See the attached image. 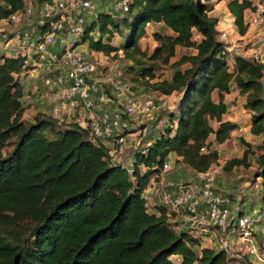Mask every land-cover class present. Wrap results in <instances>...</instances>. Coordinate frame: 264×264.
<instances>
[{"label": "trees", "instance_id": "trees-1", "mask_svg": "<svg viewBox=\"0 0 264 264\" xmlns=\"http://www.w3.org/2000/svg\"><path fill=\"white\" fill-rule=\"evenodd\" d=\"M0 1V21L25 7L24 0ZM52 1L35 0L37 9ZM208 1L131 0L122 18L112 9L100 11L85 26L80 44L131 62L135 82L164 96L179 94L175 112L150 139L148 152H137L131 168L114 161L76 122L42 111L25 119L20 73L27 59L0 55V264H250L246 257L235 261L225 249L202 247L191 231L174 229L164 207L159 215L151 213L145 198L151 178L163 175L172 154L175 164L195 173L218 164L220 154L210 150L209 138L214 134L224 143L237 128L224 119V94L233 87L246 97L250 132L262 141L260 154L248 144L225 169L249 166L255 155V176L264 182V65L234 55L230 68L228 44ZM225 1L245 35V14L255 0ZM159 23L170 33L155 32L157 46L149 54L141 39L149 24ZM118 34L121 44L115 46ZM178 48L195 53L174 61ZM163 67L171 68V79L150 84Z\"/></svg>", "mask_w": 264, "mask_h": 264}, {"label": "built area", "instance_id": "built-area-1", "mask_svg": "<svg viewBox=\"0 0 264 264\" xmlns=\"http://www.w3.org/2000/svg\"><path fill=\"white\" fill-rule=\"evenodd\" d=\"M111 1L116 3L114 13L117 19L122 18L128 12L131 0ZM254 4V8L247 10L245 14V24L248 31L257 32L252 49L257 56L255 60L264 65V0H257ZM34 12L35 7L30 0L25 2L22 11L2 19V22L25 23L28 28L16 32L13 37H3L1 43L12 46V42L16 41L18 52L15 55L20 54L27 59L20 77L29 74L42 81L43 88L50 93L48 102L52 105V114L61 122L78 123L89 131L93 140L110 141L116 151L121 150L132 137L146 134V129L133 132L128 118L137 115L148 120L154 119V101L145 99L136 102L130 96V89L126 79L120 75V65L116 60L111 63L108 71L100 68L102 63L99 59L113 62L115 53L109 56L81 50L80 41L85 26L100 12L99 3L96 5L94 0H53L40 9L38 25L34 27L39 30L35 33ZM226 27L237 30L234 19L227 20ZM223 36L227 35L224 33ZM228 51L237 49L228 45ZM121 55L119 52L118 56ZM105 86L116 94L122 107L117 105L110 110L99 109L112 100ZM122 96L124 102H121ZM82 112L85 114L81 115ZM150 144L151 141L140 151L146 154ZM174 160L171 155L164 165L163 173L170 169ZM212 168L197 173L196 181L175 185L174 189L164 192L161 206L170 214L184 210L188 222L194 221V215H199L206 223L207 231V227H211L222 230L225 235L236 234L239 242L246 246L249 263L264 264V214L259 210L234 213L233 202L214 188ZM168 187L173 188V184L169 183ZM228 244L229 239L225 237L220 240L219 247L214 249L227 250L225 247Z\"/></svg>", "mask_w": 264, "mask_h": 264}, {"label": "rangeland", "instance_id": "rangeland-1", "mask_svg": "<svg viewBox=\"0 0 264 264\" xmlns=\"http://www.w3.org/2000/svg\"><path fill=\"white\" fill-rule=\"evenodd\" d=\"M25 2H29L30 0H24ZM33 1L34 7H35V18L40 15V7L37 9V5L35 0ZM100 0H94L96 5L99 3ZM112 3V10L115 12L116 8V3L111 0H106ZM257 2V1H256ZM1 3V1H0ZM208 4L210 7H213V10L215 9V5L208 1ZM212 12V11H211ZM212 15H217V16H222V9L221 7L218 8L216 12H212ZM34 18V17H33ZM221 20L223 21L224 18L222 17ZM34 26V25H33ZM36 26V25H35ZM34 26V27H35ZM155 26V27H153ZM218 26H222L219 28V32L221 34V37L226 41L228 35L235 37L236 41L234 43L232 42H226L230 46L236 47L237 51H232L230 54V62L229 66L232 69V59L234 55H240L243 56L244 58L247 59H256V53H254L252 46L254 45V40L256 37L257 32L251 30L248 31L245 35H241L240 32H235L233 29L223 27L222 23L221 25L218 24ZM148 27V26H147ZM28 28L25 23H14V22H2L0 21V38L6 37L10 38L16 34V32H21L23 29ZM158 28L156 25H150L148 27L147 34L145 37L142 38L141 46L144 51H147L149 54H152L154 50V45L156 42H154L153 39V34L155 32H158ZM166 31H168L165 28ZM154 31V32H152ZM235 34H234V32ZM37 32L36 28L33 29V33ZM164 33V31H163ZM226 34L227 36L224 37L223 34ZM243 38V39H242ZM113 44L115 46H120L121 44V37L120 35H116ZM12 45L14 46L15 49H18V44L16 41L12 42ZM3 46V44H0V49ZM81 50L89 52V48L87 44H82L81 45ZM255 50V49H254ZM194 50L192 49H187V48H178L177 51V56L174 59L177 60L180 58L182 55H191L194 54ZM100 58V57H99ZM105 59V58H104ZM115 60L118 62L120 65V75L125 78L128 87L130 89V96L133 97V99L136 102H142L145 99H152L155 103L154 107V119L148 120L146 117L142 116H131L128 118V121L130 124H132L133 127V132L140 130V129H146L147 132L144 135L141 136H136L132 137L127 141V143L122 147L121 150H117L115 152L116 158L113 160L117 162H121L126 164L129 168L132 167V164L134 163L135 156L138 151H140L145 144L150 141V139H153V136H157L163 127H165L167 121H168V114L171 112H175L178 101H179V94H173L171 96H164L159 94L157 91L151 89L145 84H139L134 81V74H131L128 71V68L131 66V62L126 61L123 58H114L112 59L113 62H104L99 59V62L102 63V67H100L102 70L105 68V71L111 66V63H115ZM111 61V60H110ZM100 71V70H99ZM108 71V70H107ZM173 71L171 68H161L157 72V79L150 81V84L158 81V80H170L172 77ZM32 77V76H31ZM40 83L42 84V81L40 80ZM263 85H264V80H263ZM33 91V89H32ZM46 100L48 101V97L50 95L49 91L46 90ZM49 94V95H48ZM121 96V95H120ZM121 102H124L123 96L120 97ZM118 102V100H115ZM26 102V101H25ZM227 102L230 107V113L229 115L232 116L230 119L232 122L235 124H238V127L234 129L233 131H236L234 133V136L231 133L230 139H228L224 143H218L216 141L215 136L211 137V140L213 139L214 141L211 142V145L213 146V149L211 148L210 150H217L220 154V161L218 162L217 165L214 167V181H216L217 178L219 179H231L233 182H230L232 184L231 186L228 185V190L227 192H222L220 189L219 192L225 194L232 202L237 204L236 206H233V212L237 213L242 207H245L247 210L250 212H253L257 210V207L260 205H264V182L261 178H257L255 176V173L258 168V161H257V156L252 155L249 160L248 164L249 166H235L233 167L230 171H227L225 169V166L228 164L229 161L233 160L234 158H242L244 151L247 149L248 144H250L256 152V154H260V151L257 149V146L261 143L262 137H257L251 134L250 129L248 131L246 129V125L244 121H249V113L250 111L246 107V97L243 96L239 91L233 87L232 94L227 96ZM26 104V103H25ZM28 110V109H27ZM238 118H241L242 120H238ZM229 121V120H228ZM212 125H215L216 127L218 124L216 122H212ZM247 133V134H246ZM114 157V156H113ZM172 163V162H171ZM183 169V165H177L174 162L171 164L170 169L163 173V178L164 180H161V183L159 184V188L161 189V197L164 192L169 191L168 187V181L171 179V176L175 173H178L180 170ZM179 174V173H178ZM190 173H186L185 178L183 179L182 184H189L193 182L192 180H189ZM196 176H194L192 179H195ZM233 178V179H232ZM214 185V183H213ZM254 201V202H253ZM235 207V208H234ZM239 208V209H238ZM261 213L264 214V208L258 209ZM250 212H245V213H250ZM263 224V222L261 223ZM209 233H207L209 239L212 240V242L208 243L207 245L210 246H218L219 242L223 238H228L229 239V244L225 247L231 256H235L234 260H241L243 257H246V260L249 262L247 258V253H246V246L243 243L239 242L238 236L236 234H230L224 232L222 230L214 229L211 227H207ZM202 240V239H201Z\"/></svg>", "mask_w": 264, "mask_h": 264}, {"label": "crops", "instance_id": "crops-1", "mask_svg": "<svg viewBox=\"0 0 264 264\" xmlns=\"http://www.w3.org/2000/svg\"><path fill=\"white\" fill-rule=\"evenodd\" d=\"M209 1L215 5L214 6L215 9L212 10V12H216L218 10V8L221 7L222 16H217V15H214V16L219 18V24L221 25V23H222L223 27H225L224 29H226L227 28L226 27V21L233 19L232 15L230 14V12L227 8V1H225V0H222V1H220V0H209ZM111 8H112L111 2L106 1V0H100L99 1V11H108V10H111ZM222 17L224 18L223 21L221 20ZM150 25H156V27L159 29L158 31H161V32L164 31V33H170V31L165 30V26L162 23L161 24L160 23L159 24H149L148 27ZM148 27H147V31H148ZM153 27H155V26H153ZM220 27H222V26H217V30H219ZM33 29H35V28L33 27ZM237 30H235V32H238ZM152 32H154V31H152ZM235 32H234V34H235ZM146 34H147V32H146ZM3 39L4 38H0V44H2L1 42H3L2 41ZM235 39H236L235 37L228 35L227 40L226 41L224 39L223 40L225 42L234 43L236 41ZM141 42H142V39H141ZM154 42H156V41L154 40ZM156 46H157V43L154 45V47H156ZM17 52H18V49H15L13 45L12 46H5L3 44V46L0 49V55L13 56ZM233 53H235V52H233ZM233 53L230 52V54H233ZM20 82L23 85L24 92H25V96L22 98V101L24 104L26 103V105L28 106L27 107L28 110H26L25 115H24L25 119H31L37 112H40V111L47 112V113L51 112L52 105L46 100V98H45L46 97V91L43 88L40 81L32 78L31 75H29V74H25L20 78ZM32 89H33V91H32ZM232 90H233V88L231 89V91L229 93L224 94V102L228 106V113L224 116V119L229 120L230 122H232L230 120L232 118V116L229 115L231 110H230L229 104L227 102V96L232 94ZM109 96L112 98L111 102L108 105L105 104V105L100 106L99 109H101V110H108L109 109L110 110L119 104V102L115 101L117 99L115 94H109ZM214 100L216 102L219 101V96L217 93L214 94ZM82 114H85V112H82L81 115ZM249 117H250V113H249ZM238 120L240 121L242 119L238 118ZM232 123H234V122H232ZM244 123L247 124L246 125L247 130H245V131H248V129L251 128V120L244 121ZM236 125L238 127L239 123ZM213 126L216 127L215 125H213ZM235 132L236 131H233V133H232L233 136H234ZM212 136L214 137L215 135L213 134L209 138L210 149L211 148L213 149V146H214V145H211V142L214 141L213 139L211 140ZM101 143L104 146H106V148L109 149L110 154L112 155V157L114 156L113 158L115 159L116 158V156H115L116 150H114L113 144L110 141H103ZM172 157L176 158V155L172 154ZM214 167L215 166H213L212 170L214 169ZM178 171H179L178 172L179 174L178 173L173 174L171 176V179L168 181V184L169 183L173 184V188H170V189H174L175 185L182 184L183 179L186 176V173H190L189 177H188V178H190L189 180H192V181L197 180V173L191 171L189 168H186L184 165H183V169L180 168V170H178ZM162 176L160 178L152 177L151 182L149 184V187L145 192V198L147 200V206H148L149 211L151 213H155L157 215L160 214V208L162 207L161 206V196H160L161 195V189L159 188V184L161 183V180H164V178ZM194 176H196L195 179H192ZM230 182H233V180L226 179V178H223V179L217 178L216 181H214V188L217 192H219L220 189L222 190V192H227L228 185L229 186L232 185V184H230ZM234 205L236 206L237 204H235L233 202L232 207ZM242 206L243 205H241V207H240L241 209L238 208L241 212H250L249 210H247L245 207H242ZM261 208H264V205H262V206L259 205L257 207V210L261 209ZM200 210H201V208H199V211ZM166 211H167L168 220L173 225L175 230H177L179 232L180 231H191L195 236L199 237L200 240L202 239L201 240L202 247L215 248V246L207 245L208 243L212 242V240L209 239L210 237L207 236L208 231L205 229L206 223L203 220H201L199 215H194L192 218V219H194V221L188 222L186 220V212L184 210L181 213H172V214H170L167 209H166ZM232 257L234 258L235 256H232Z\"/></svg>", "mask_w": 264, "mask_h": 264}]
</instances>
